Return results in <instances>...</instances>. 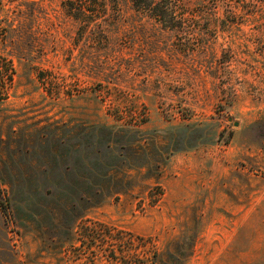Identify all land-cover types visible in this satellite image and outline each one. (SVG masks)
<instances>
[{"label": "rangeland", "instance_id": "374dc122", "mask_svg": "<svg viewBox=\"0 0 264 264\" xmlns=\"http://www.w3.org/2000/svg\"><path fill=\"white\" fill-rule=\"evenodd\" d=\"M66 1L0 0V264H264V0Z\"/></svg>", "mask_w": 264, "mask_h": 264}, {"label": "trees", "instance_id": "16d2710c", "mask_svg": "<svg viewBox=\"0 0 264 264\" xmlns=\"http://www.w3.org/2000/svg\"><path fill=\"white\" fill-rule=\"evenodd\" d=\"M133 3L137 6V7H140V8H143V9H152L153 11H155V15L156 17H160L161 19L162 18H166L167 16V12L165 10V8H169L167 4H165V0H132ZM67 5H68V9L71 11L72 9H74V5L75 3L72 1L70 2L69 0L65 2ZM163 7V8H162ZM77 18H79V16H75ZM12 62V61H11ZM10 70H7V72H0V78H1V81L2 82H7V81H12L13 80V75L16 73V70L15 68H12V63L10 65ZM5 87H3V84L2 86L0 87V95H3V93H6L4 90ZM7 98L6 97H3V96H0V100H5Z\"/></svg>", "mask_w": 264, "mask_h": 264}, {"label": "water", "instance_id": "95a60500", "mask_svg": "<svg viewBox=\"0 0 264 264\" xmlns=\"http://www.w3.org/2000/svg\"><path fill=\"white\" fill-rule=\"evenodd\" d=\"M230 120H232V118H229ZM235 125H239V122L238 121H235Z\"/></svg>", "mask_w": 264, "mask_h": 264}]
</instances>
